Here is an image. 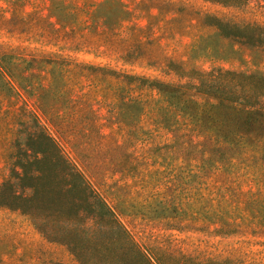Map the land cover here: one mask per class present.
<instances>
[{
    "label": "rangeland",
    "instance_id": "374dc122",
    "mask_svg": "<svg viewBox=\"0 0 264 264\" xmlns=\"http://www.w3.org/2000/svg\"><path fill=\"white\" fill-rule=\"evenodd\" d=\"M52 2L58 5L50 10ZM204 15L264 27V0H246L240 7L202 0H0V56L9 55L3 62L22 73L33 71V83L41 86L47 84L40 70L46 60L164 83L178 82L169 62L201 71L264 74V46L250 52L213 35ZM84 85L80 93L88 94V109L47 99L43 109L58 117L50 121L41 114L37 91L16 86L12 94L0 85V183L9 171L16 133L23 137L34 114L154 261L264 264V139L256 141L261 134L252 140V153L258 154L253 174L202 172L199 158L169 154L167 146L150 149L169 144L171 134L152 125L148 115L127 134L99 103V90ZM90 110L95 125L86 116ZM76 112L81 117L76 119ZM70 261L65 247L47 243L25 218L0 209V264Z\"/></svg>",
    "mask_w": 264,
    "mask_h": 264
},
{
    "label": "trees",
    "instance_id": "16d2710c",
    "mask_svg": "<svg viewBox=\"0 0 264 264\" xmlns=\"http://www.w3.org/2000/svg\"><path fill=\"white\" fill-rule=\"evenodd\" d=\"M202 1L240 7L246 0ZM50 5L51 10L58 4ZM117 5L120 14L125 15L122 4ZM202 22L213 35L250 52L264 46V27L255 23H234L211 15H204ZM8 56H0V85H6L12 94H16L17 87L37 91L40 111L47 121L58 118L43 109L48 100L65 106L81 105L82 111L88 109V94L80 93L85 84L89 90H99V103H103L112 122L126 128L127 134L131 124L139 123L144 115L156 128L171 134L169 144L150 149L167 146L169 154L199 158L202 172L254 173L258 154L252 153V140L260 134L262 139L256 141L264 139L261 72L201 71L169 62L167 68L178 82L164 83L101 67L46 60L40 70L47 84L41 86L40 82L33 83V71L22 73L24 69L18 71L12 63L3 62ZM81 114L74 115L77 119ZM86 116L95 125V113L90 110ZM28 124L22 138L17 131L11 146L9 171L0 183V209L25 218L47 243L65 247L71 259L67 264H160L133 241L40 119L32 114ZM162 203L172 205L169 199Z\"/></svg>",
    "mask_w": 264,
    "mask_h": 264
}]
</instances>
